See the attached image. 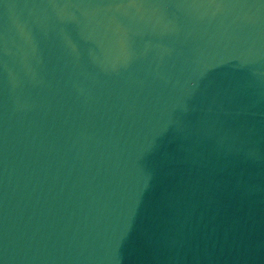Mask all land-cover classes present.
<instances>
[{
  "label": "water",
  "instance_id": "1",
  "mask_svg": "<svg viewBox=\"0 0 264 264\" xmlns=\"http://www.w3.org/2000/svg\"><path fill=\"white\" fill-rule=\"evenodd\" d=\"M0 264H264V0H0Z\"/></svg>",
  "mask_w": 264,
  "mask_h": 264
}]
</instances>
